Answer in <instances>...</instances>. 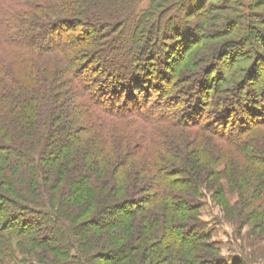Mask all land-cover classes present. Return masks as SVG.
<instances>
[{
	"label": "trees",
	"instance_id": "1",
	"mask_svg": "<svg viewBox=\"0 0 264 264\" xmlns=\"http://www.w3.org/2000/svg\"><path fill=\"white\" fill-rule=\"evenodd\" d=\"M183 1L150 0L132 20L140 0H0V264H145L135 254L152 246L157 264H200L201 204L188 198L215 175L227 203L226 175L237 194L249 181L264 200V90L249 85L247 56L219 59L234 113L217 111L218 99L208 124L195 114L210 94L202 78L194 103L172 94L196 34L223 21L190 29L177 18ZM218 162L229 170H211Z\"/></svg>",
	"mask_w": 264,
	"mask_h": 264
},
{
	"label": "rangeland",
	"instance_id": "2",
	"mask_svg": "<svg viewBox=\"0 0 264 264\" xmlns=\"http://www.w3.org/2000/svg\"><path fill=\"white\" fill-rule=\"evenodd\" d=\"M260 3L262 1L256 0L183 1V12L178 14L177 18H182V21H187L186 23L188 24L186 25L190 29H193L199 22L207 24L209 21L211 23L212 17L216 15H219L223 20L220 26H207L205 33L196 34L197 44L192 45L185 61L178 67L177 70L181 73L182 77L180 78L179 75L178 78L180 80L176 79L175 90L172 93L174 94L175 100H179L178 106L187 98L191 100V103H194L196 96L200 97L198 92L200 87L199 79L202 78L205 84L209 83L210 94H205L202 103H200V109H195V114H200V117L204 119L206 124L209 123V119L211 120V115L214 113L213 109L218 99H222V102L219 107H216V110L222 112V115L223 112L227 114L232 112L233 109H236L233 100L223 99L224 96H229L230 90L233 87H228L223 81V77L228 71L224 69V64L219 59L230 61V57L232 56V58L238 61L242 60L244 56H247L241 63V66L245 67L243 73L247 71L246 79H248V82L250 81L249 85L257 90H264V4ZM149 6H152L150 0H140L134 9L132 20L139 19L144 10L148 9ZM155 8L153 7V9ZM193 9L197 12L196 15H190V11ZM198 13H201L203 16L198 18ZM131 23L132 21H130L129 25ZM89 37L93 38L94 34ZM110 45H105L103 52L108 53L109 50L111 51L113 48ZM147 46L145 50H142V61L144 60L145 62L148 61V56L154 51V48ZM197 57H200L201 63L194 66L192 62ZM158 58L168 60L166 55ZM175 60L170 59L172 62L169 63L173 67V70L176 69ZM172 67L167 71L171 78L174 73L171 70ZM153 69H155V72L150 71V73H147L146 78L154 82L157 79L159 80L161 73L159 72V66L156 65ZM102 70L105 69L102 68ZM88 74H83L81 79L82 82L90 84L94 74ZM258 75L260 77L259 81H257ZM62 76H64V79L67 77L66 73H63ZM182 81L185 84H182ZM193 81H195L194 84H192ZM65 98L70 99V101H76L75 104L78 101L82 104V101L86 100L83 98L77 99L71 94H66ZM79 103L77 105H80ZM206 107L209 108L208 111H206ZM234 116L236 117V113ZM217 119L220 120L221 117L218 115ZM81 125L83 123L80 121L74 123V125L70 126L69 131H76ZM120 127L116 126L118 129ZM227 129L229 128L227 127ZM176 131L183 133L179 136L183 137L182 135H186V132H190L191 134L195 130L185 129V131H182L176 129ZM78 133L80 135V131ZM186 139L187 137L185 138L184 145L189 143L187 142L189 140ZM222 145L218 147L219 150L229 154L230 150H227L228 148ZM229 167L230 165L228 166L225 162H218L212 165L211 170H217L220 171L219 173H222L224 170H229ZM217 178L215 175L208 178L209 182L208 184L206 183L201 197L188 198L191 201L190 203L201 204L196 219L197 221H202L203 226H199L197 231L201 234L204 232V235H202L204 236L203 240L206 241V247L202 248L199 263L264 264V200H262V196H256V194L253 196L252 192L255 191H253L255 184L247 181L244 182L243 188H241L247 194L242 197L241 194H237L233 190L234 188L231 187L225 175L220 178L223 183L222 185L227 190V203H217L215 191L218 188L213 184ZM113 217L114 215L111 212L106 216L107 219ZM151 248L150 250L142 248L135 254V258L146 259L144 261L145 264H157L156 262L163 259V254L155 247L152 246Z\"/></svg>",
	"mask_w": 264,
	"mask_h": 264
}]
</instances>
